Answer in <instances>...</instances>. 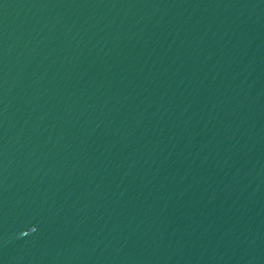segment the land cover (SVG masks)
Masks as SVG:
<instances>
[{"label": "water", "instance_id": "obj_1", "mask_svg": "<svg viewBox=\"0 0 264 264\" xmlns=\"http://www.w3.org/2000/svg\"><path fill=\"white\" fill-rule=\"evenodd\" d=\"M0 264H264V0H0Z\"/></svg>", "mask_w": 264, "mask_h": 264}]
</instances>
